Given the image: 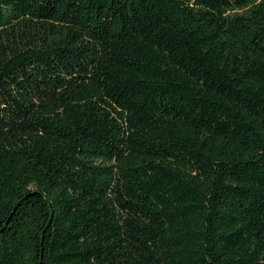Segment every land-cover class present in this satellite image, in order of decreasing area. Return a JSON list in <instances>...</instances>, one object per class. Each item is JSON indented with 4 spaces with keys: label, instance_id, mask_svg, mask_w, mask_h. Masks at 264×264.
Here are the masks:
<instances>
[{
    "label": "trees",
    "instance_id": "obj_1",
    "mask_svg": "<svg viewBox=\"0 0 264 264\" xmlns=\"http://www.w3.org/2000/svg\"><path fill=\"white\" fill-rule=\"evenodd\" d=\"M0 264H264V0H0Z\"/></svg>",
    "mask_w": 264,
    "mask_h": 264
}]
</instances>
